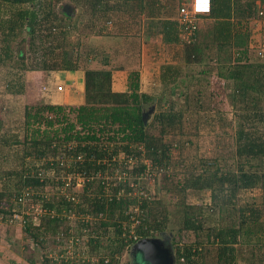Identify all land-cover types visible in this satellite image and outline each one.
Returning <instances> with one entry per match:
<instances>
[{
	"label": "trees",
	"instance_id": "obj_1",
	"mask_svg": "<svg viewBox=\"0 0 264 264\" xmlns=\"http://www.w3.org/2000/svg\"><path fill=\"white\" fill-rule=\"evenodd\" d=\"M255 1L211 0L210 12L197 16V28L189 40H183L178 34L176 20H158L161 24L158 32L162 34L167 54L157 79L161 84V96L157 98L159 110L149 123H143L141 112L143 104L152 101L154 96L140 91L139 70H131L127 90L117 92L111 88V69L97 67L84 70L82 104H52L42 99L25 103L23 139L12 132H3L0 119V148L23 145L20 167L8 169L7 176L3 177L0 215L18 212L20 222L24 220L20 229L32 239L33 245L46 253L51 250L47 248L48 243H56V238L62 235L57 232L59 218L66 217L69 210L81 219H86L87 213L93 217L102 213L105 218L100 222L102 227H113L115 231L114 248L109 252L115 256L137 239L164 232L169 210L159 197L144 196L140 201L116 194L108 197L103 192L105 181L96 178L117 163L120 152L137 156L144 152L153 167L167 165L171 154L170 145L164 140L165 133L181 131L188 118L186 113L196 112L190 105L191 100L199 106V93L187 96L189 84L202 80L201 74L214 72L215 81L229 88L231 104H239L229 119L218 116L220 126L233 125L232 163L222 164L218 157H213L200 168L196 167L199 169L196 173L191 166L177 183L163 184L167 193H176L183 208L178 228L193 233L191 240L174 243L175 264H264V105L261 103L264 99V55L257 47H249V32L243 29L250 18L259 16V12L264 18V0H260L258 6ZM101 2L95 0L88 8L95 20L101 21L103 32H118L114 27L108 29L112 17L120 22L118 15L127 14L125 19L135 23L137 13L131 2L127 1L129 3L119 9L113 3ZM57 3L59 0H0V65L6 66V70L0 72V80L4 93L25 94L29 72H41L47 79L57 70L78 68V58H73L72 50L64 47L65 40L73 38L70 32L78 24L67 18V12L59 13ZM152 4L156 9L163 6L159 0ZM202 17L208 22L200 25ZM94 28L100 32L98 27ZM24 29L29 37L22 40L28 46L17 49L18 54H22L18 62L13 60L15 49L11 43ZM170 45L176 47L174 51L169 50ZM86 53L88 55L89 51ZM207 57L216 63L201 69L199 77L183 72V67L191 64L204 66ZM85 59L90 60L89 57ZM36 81L39 91L48 89L47 84ZM176 89L180 92L174 97ZM215 93L211 90L210 96L218 95ZM182 102L187 103L186 106ZM163 104L166 107H161ZM62 168L67 175L84 177L82 192L61 199L54 195L49 197L43 189L53 183L63 186L65 180L47 175ZM146 168L147 164L140 163L136 176ZM129 182L122 177L117 185L112 183L110 189L117 192L124 185L126 191L131 190ZM28 190L32 193L27 196ZM204 192L209 193L208 200L203 195L200 203L195 204L192 199ZM21 194L22 204L17 202ZM244 195L249 197L243 199ZM71 196L74 199L69 198ZM136 204L138 223L132 227L133 213L129 209ZM203 204L210 212L218 213V221L214 224H206L201 210ZM39 206L43 212L37 214ZM81 224L90 226L87 222ZM64 232L66 239L70 237L68 241L77 242L76 235L73 237L69 230ZM89 238L91 242H98V236ZM112 255L110 261L101 259L99 264H115ZM61 257V264L70 263ZM48 260L42 264H49ZM79 264H83V260Z\"/></svg>",
	"mask_w": 264,
	"mask_h": 264
},
{
	"label": "rangeland",
	"instance_id": "obj_2",
	"mask_svg": "<svg viewBox=\"0 0 264 264\" xmlns=\"http://www.w3.org/2000/svg\"><path fill=\"white\" fill-rule=\"evenodd\" d=\"M105 1L106 0H103V2ZM108 3L110 2L108 1ZM255 3L258 6L261 4V1L256 0ZM56 6V10L59 13L67 12L69 15L67 18L78 24V27L70 32L73 38L70 37L66 39L64 43V47L72 50L73 58H78V60H76L78 68L85 70L89 67H97L111 69L112 72L122 68L128 70L129 74L131 70L139 69L141 64V72L139 71L140 91L149 90L147 88L151 86L155 89L151 92L147 91V93L154 96L153 100L143 104L144 111H146L151 104H154V112H152L147 120V123L151 122L155 113L159 110L157 98L161 96V84L157 81L156 77H158L161 63L166 61L167 54L165 53L166 51L163 50L161 43L159 41L155 42V44H153L154 48H152V52L144 53V55H142L138 51V49H140L138 45L137 47L135 46L134 49L132 43L127 46L122 43V41L127 42L130 40L127 39L128 35H123V33L119 32H103L100 25L101 23H99L101 22L100 20L97 21L93 19L95 21H92L100 29V32L96 31L97 29L94 28L96 27L95 25L92 26V24L84 22L90 18L86 13H82L83 8L77 7L74 0H59V3H57ZM257 15L258 12L256 13V16ZM112 20L117 24V18L112 17ZM199 20L200 25L208 22V19H203V17ZM133 23L134 22L132 21L129 27H131ZM243 29L249 32V47H257L261 50L260 53L264 55L263 16L259 13L258 17L250 18L249 21L245 23V26H243ZM28 35L29 34H27L25 29L23 31L21 30L19 35L12 41L11 45H13V48L15 49L13 54L14 61L17 60L19 62L21 60L20 57H22V54L19 55L17 49L23 50L28 46V43L24 42V39L22 40V38L29 37ZM123 48L130 49H127L128 52L126 50L123 53L121 52V49ZM84 51H89V54L87 55ZM86 57H89L90 60L86 61ZM129 58L131 61L128 60ZM103 61H106L107 64H104ZM215 63L214 60L207 57L204 66L191 64L185 66V68L183 65L182 67L183 72L187 75L191 76L192 74H196V76L199 77L198 73L201 69H208L209 65ZM117 67L120 68L118 69ZM2 70H6V66L0 65V72ZM35 75L36 73L33 74V72L27 73V79H32L30 83L27 82L31 90V86L36 87L37 85L36 80L38 79H36ZM216 78L214 72H212V75L201 74L202 80L189 84L187 96H193L196 93H199V106L195 105L194 100H191L190 105L196 109V112L191 115L186 113L188 118H186L185 122L182 124L181 131H167L165 133L164 140L170 145L169 148L171 154V159L167 165L161 168L153 167L150 160L145 158V155L143 154L144 152L139 156L133 154L127 155L120 152L117 156V163L114 166H109L102 176L98 175L96 178L97 180L102 179L105 181L103 192H105V195L108 197L116 194L118 197L125 198L129 196L130 199L136 198L140 201L141 197L156 195L155 197H159L165 202L169 210L168 219L165 224L166 228L164 232L157 234L156 236L162 237L163 240L166 238L165 240L172 245L173 252L175 251L174 243L179 244L191 240L193 238V233L178 228L180 226L179 220L183 208L177 201L176 193L173 191L167 193L163 188V184L177 183V181L181 179L183 173H188L191 166H194L193 172L196 173L199 171L196 167L200 168L201 164L204 165L207 161L212 160L213 157H218L222 164L225 163L230 165L232 163L230 155L235 146L233 125L229 127L220 126L218 116L223 115L229 119L239 104L238 102L234 105L231 104V100L228 98L229 88L225 86L226 84L221 85L216 82ZM187 82L188 80H186L185 83ZM1 83L2 81L0 80V119L2 121V131L12 132L13 134H17V137L20 139H23L22 109L23 103L27 100L24 99L27 94L8 95L4 93ZM177 89L179 90L180 88ZM177 89L173 90L175 93L174 97L175 95L178 96V93L183 90V88H181L180 91ZM221 89H223V92H219ZM211 90L216 92L215 95L217 93L218 95L213 97L210 96ZM169 94L170 93L167 95ZM261 103L264 105V99ZM185 104L187 103H184L183 105L186 106ZM161 107H166V104H163ZM22 148L23 145L21 146V144H12L9 148H0V188L3 184V177L7 176V173L5 172L8 171V169H18L20 167L23 152ZM140 163L147 164V167L152 171L153 175L146 170L143 175L136 176V168ZM251 163L255 164V161L251 160ZM235 165L236 164H234V167ZM65 171V168H62L59 172H55L54 174L49 172L47 176L51 177L57 175V179L65 180V183H70V186L63 189L60 184L53 183L54 185H48L45 187L43 193L49 197L54 195L56 199L64 198L66 195H71L72 193L74 196L81 193L82 181L76 178L70 179ZM147 173H150V175ZM122 177H126L130 180L127 185L132 189L126 191V188H124L123 185L121 186L120 191L118 190L117 192H114L113 189H110L111 184L113 183V185H117ZM208 194V192H204L200 194L199 197H194L192 201L195 204L200 203L203 195V198L208 200ZM247 196L249 197V195H244L243 199ZM83 205L89 208L87 204L84 203ZM137 209V204L135 207L129 209V212L133 213L132 219L134 222L132 226H135L138 223L136 215L139 211ZM201 210L206 219V224L211 225L214 224L216 220L218 221L217 212H210L207 207L205 208L204 204ZM100 214L101 216L98 214L93 217V214L87 213V216L85 217L86 219H81V216H77V213L75 214L74 212L69 213L66 217L61 216L62 218H59L57 232H62L63 237L60 235L59 238H56V243H53L52 241L48 243L47 248L51 247V250L48 249V253L43 251L37 245H33L32 239L22 231L23 229H20L21 223L19 221L9 223L11 214H2V220L4 222L0 221V264H42L45 259H49V264H61V256L65 259L64 262L70 261L69 264H79L82 260L83 264H99L101 259H103L104 262L110 261L112 253L110 254L109 252L114 248L113 240L115 239V231L113 227L105 228L108 229L105 231L100 223L102 220H105V218L102 213ZM84 222H87L90 226H83L81 223ZM64 230H69L73 234V237L76 235L77 242L72 244L70 240L68 241L70 237L66 239ZM91 236L94 238L98 236V242H91L89 238ZM129 249L130 247H124L117 256L112 255V257L115 256V264H131ZM59 250H62V253L59 254Z\"/></svg>",
	"mask_w": 264,
	"mask_h": 264
},
{
	"label": "crops",
	"instance_id": "obj_3",
	"mask_svg": "<svg viewBox=\"0 0 264 264\" xmlns=\"http://www.w3.org/2000/svg\"><path fill=\"white\" fill-rule=\"evenodd\" d=\"M74 1L77 7L83 8L82 13L83 12L86 13L88 17L90 18L89 20H86L84 22H86L87 24H92L93 23L92 21H95L93 20L95 18H94V15H91V11L89 10L88 6L91 3H93L95 0H74ZM108 1L110 3H113L116 9H119L122 7V5H126L129 2H131L132 6L135 9L134 11L137 13L135 16V23H133L132 26L129 27L132 21L129 22L125 19L128 17V15L127 14L125 16L118 15L119 17H121L120 22L115 24L116 27L114 25V28L118 30L119 33H123V35H128L127 39H130V40L127 41L125 38H123L127 42L122 41V43H124L126 46L128 44L131 45L132 43L133 48L135 46L137 47L138 45L140 48L138 49V51L142 55H144V53L152 52V48H154L153 44H155V42L157 41L161 43L163 50L166 51L165 44L162 41V34L158 32L159 29L161 28V24L157 23L158 20H161L163 18L170 19V20H176L178 23V34H180L179 32L180 26L178 22V8L184 2H186V0H159L160 5H163L160 9H156L155 4H152L154 0H106V2ZM102 3H103V0L101 4ZM144 4H147L145 8H144ZM94 25L96 26L95 23H93V26ZM175 48H176L175 46H172V45L169 46V50L171 51H174ZM127 49H130V48H127ZM127 49L123 48L121 49V52L124 53ZM128 60L131 61L130 58ZM139 69L138 70L141 72V64H140ZM35 73H36L35 76L38 79V81L42 83L43 85L47 84L48 89L45 92H43L42 90L39 91L38 86L36 85V87L31 86L32 87V90H31L28 85V87L25 89V95L27 94V96L24 98L27 100L23 103V108H24L25 103L36 102L40 99L46 100L52 104L79 105L83 103L84 101V70L80 68L57 70L53 72L50 76H48L47 79L45 75H43L41 72H33V74ZM127 76H128V70L119 69V70L113 71L111 74L112 90L117 91V92L126 91L127 90V82H126ZM156 79H158V77H156ZM141 81H142V78H141ZM30 82L31 80L29 81V83ZM147 89L149 90H144V91L151 92L153 90V86Z\"/></svg>",
	"mask_w": 264,
	"mask_h": 264
},
{
	"label": "built area",
	"instance_id": "obj_4",
	"mask_svg": "<svg viewBox=\"0 0 264 264\" xmlns=\"http://www.w3.org/2000/svg\"><path fill=\"white\" fill-rule=\"evenodd\" d=\"M210 10H211V0H186V2H184L178 8V22H179L180 27H181L180 28V36L183 40H189L190 36L194 33L195 29L197 28V23H196L197 16L200 14H207L210 12ZM259 13L261 14V12H259ZM114 25H115L114 21H112V20L109 21L108 22V29H112L114 27ZM146 170H147V172L152 173V171H150L149 168L147 167L141 174L143 175V173H145ZM150 173H147V174L150 175ZM152 175H153V173H152ZM68 176L70 179L73 177V178L81 180L82 183L84 182V177H82L81 175L80 176H74L71 173ZM69 186H70V183H64V185L62 187H63V189H65L66 187H69ZM31 193L32 192L29 190L26 191L27 196L31 195ZM42 195L44 197L46 196L44 194H42ZM69 198L74 199L73 196H71ZM23 200H24V198H22V194L19 195L17 202L22 204ZM37 212H38L37 214L43 212L42 208L40 206L37 209ZM68 212L71 213L72 211L69 210ZM99 216H101V214H99ZM10 217L11 218L9 219V223L17 222V221L20 222V220H21V216L18 212H14ZM2 218H3V216L0 215V221H3ZM21 222L23 223L24 220H22ZM133 233H134V231L132 230L131 234H133Z\"/></svg>",
	"mask_w": 264,
	"mask_h": 264
},
{
	"label": "water",
	"instance_id": "obj_5",
	"mask_svg": "<svg viewBox=\"0 0 264 264\" xmlns=\"http://www.w3.org/2000/svg\"><path fill=\"white\" fill-rule=\"evenodd\" d=\"M152 112H154V104H151L146 111L142 109L141 117L144 124L147 123ZM135 253L140 254L139 264H175L176 261L172 245L157 236L143 237L135 241L130 247V254Z\"/></svg>",
	"mask_w": 264,
	"mask_h": 264
},
{
	"label": "flooded vegetation",
	"instance_id": "obj_6",
	"mask_svg": "<svg viewBox=\"0 0 264 264\" xmlns=\"http://www.w3.org/2000/svg\"><path fill=\"white\" fill-rule=\"evenodd\" d=\"M146 237H151V236H146ZM154 237V236H153ZM166 238H164V240H165ZM166 241V240H165ZM131 247V246H130ZM130 250V249H129ZM136 254V255H135ZM135 254H130V262H131V264H132V262H133V264L135 263V261L137 260V263L139 264V263H141L140 261H141V259L139 258L140 257V254L139 253H135ZM137 263H135V264H137Z\"/></svg>",
	"mask_w": 264,
	"mask_h": 264
},
{
	"label": "clouds",
	"instance_id": "obj_7",
	"mask_svg": "<svg viewBox=\"0 0 264 264\" xmlns=\"http://www.w3.org/2000/svg\"><path fill=\"white\" fill-rule=\"evenodd\" d=\"M137 240H138V239H137ZM137 240H136V241H137Z\"/></svg>",
	"mask_w": 264,
	"mask_h": 264
}]
</instances>
